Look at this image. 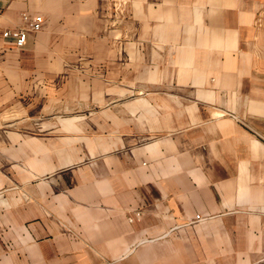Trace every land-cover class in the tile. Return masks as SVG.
Instances as JSON below:
<instances>
[{
  "label": "crops",
  "instance_id": "0c3cea01",
  "mask_svg": "<svg viewBox=\"0 0 264 264\" xmlns=\"http://www.w3.org/2000/svg\"><path fill=\"white\" fill-rule=\"evenodd\" d=\"M22 149L0 264H264V0H0V155Z\"/></svg>",
  "mask_w": 264,
  "mask_h": 264
},
{
  "label": "rangeland",
  "instance_id": "374dc122",
  "mask_svg": "<svg viewBox=\"0 0 264 264\" xmlns=\"http://www.w3.org/2000/svg\"><path fill=\"white\" fill-rule=\"evenodd\" d=\"M30 149H22L21 150V154H16V158L13 159V155H0V179L3 180H12L14 178L18 179V180H22L23 183L24 181L29 179L30 176ZM39 158L42 157V153H38ZM11 156V158H10ZM9 158L8 159H5ZM15 160L17 165H20V168H14V163L13 161ZM12 162V163H11ZM3 187V186H1ZM139 214V215H138ZM141 218V212L137 211L136 212V216L135 217H131L129 218V222H133L136 219H140ZM201 218H197L196 220H200ZM1 220V219H0Z\"/></svg>",
  "mask_w": 264,
  "mask_h": 264
},
{
  "label": "built area",
  "instance_id": "2783aa9c",
  "mask_svg": "<svg viewBox=\"0 0 264 264\" xmlns=\"http://www.w3.org/2000/svg\"><path fill=\"white\" fill-rule=\"evenodd\" d=\"M22 17L25 21L24 27L6 30L3 32V36L12 40L18 47H22L26 43L31 32L41 31L44 23V18L41 15L31 17L24 13Z\"/></svg>",
  "mask_w": 264,
  "mask_h": 264
}]
</instances>
